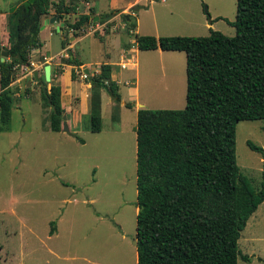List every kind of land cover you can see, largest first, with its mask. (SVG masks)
I'll return each instance as SVG.
<instances>
[{
    "label": "rangeland",
    "instance_id": "rangeland-1",
    "mask_svg": "<svg viewBox=\"0 0 264 264\" xmlns=\"http://www.w3.org/2000/svg\"><path fill=\"white\" fill-rule=\"evenodd\" d=\"M23 1L0 0V9L11 13ZM64 1L76 5L77 12L93 10L97 14L94 7L89 9V2H95L105 12L101 16L115 14L110 20L93 19L82 28L95 33L112 29L103 42L92 33L74 46L77 57L91 62V75L103 62L120 61V40L137 47L138 34L158 36V32H167L169 23L175 24L171 32H179L174 35L207 36L211 28L229 36L236 34L230 21L236 19L237 0H138L137 14L127 8L120 16H116L119 9L109 7V0ZM114 1L119 5L128 0ZM53 7L42 18V25L54 14ZM9 13L0 16L3 35L9 33ZM84 13L71 12L68 21L73 23ZM126 14L132 16L131 22ZM208 15L214 19L213 26ZM69 31L74 33V29L67 28ZM40 38H50L51 52L61 49L58 28L48 25ZM148 53H141L136 67L113 63L114 79L122 80L119 90L124 99L135 100V86L140 99L130 108L105 91L100 132L92 131L88 108L69 132L51 130L52 108L43 99L41 86L33 73L20 82L28 69L26 65L19 67L12 83L11 128L0 132V264H137V111L182 109L187 94V62L181 68L179 61L165 56L156 65L159 54ZM134 55L128 53L125 61L134 63ZM68 57L60 56L62 62ZM149 58L154 60L151 68ZM168 58L175 62L172 71L163 64ZM81 71V67L76 70L77 82L69 100L73 107L81 101L80 85L93 86ZM92 92L91 87L90 107ZM69 102L65 97L64 104ZM66 109L70 127L71 115ZM263 125L262 119L241 120L236 131L237 163L257 190L262 186L264 153L252 149L249 142L264 148ZM53 227L55 232L51 233ZM239 246L251 260L239 257L238 264H264V202L242 230Z\"/></svg>",
    "mask_w": 264,
    "mask_h": 264
},
{
    "label": "trees",
    "instance_id": "trees-1",
    "mask_svg": "<svg viewBox=\"0 0 264 264\" xmlns=\"http://www.w3.org/2000/svg\"><path fill=\"white\" fill-rule=\"evenodd\" d=\"M51 6L53 15L65 18L63 47L67 28L78 36L96 16L91 10L71 23L68 15L76 12V5L64 0H25L9 13L8 45L3 44L0 25V132L11 128L12 83L19 67L30 64L32 50L43 45L42 18L50 14ZM138 9L136 4L132 10L137 13ZM131 19L126 14L127 22ZM230 23L236 28L234 36L212 28L207 36H136L141 50H177L187 56L186 106L137 112V264L251 260L240 249L239 239L264 202V172L257 190L237 163L236 131L241 120L264 122V0H237L236 19ZM3 51L9 54L2 61ZM66 63L83 64L75 56ZM94 72L90 75L91 129L100 132L98 89L107 86L118 100L121 95L118 82L112 79L111 63L101 64ZM72 76L76 79L75 69ZM41 94L52 108L50 129L61 131L65 114L61 85L53 83L48 94L43 89ZM126 106L134 104L129 101ZM249 145L264 153L263 147Z\"/></svg>",
    "mask_w": 264,
    "mask_h": 264
},
{
    "label": "crops",
    "instance_id": "crops-1",
    "mask_svg": "<svg viewBox=\"0 0 264 264\" xmlns=\"http://www.w3.org/2000/svg\"><path fill=\"white\" fill-rule=\"evenodd\" d=\"M137 1L138 0H128L124 4H119L118 5V4H116V2L114 0H109V7L114 8V9H119L120 11H119V13L116 16H120L121 14H125L124 13L125 9H127V8H132L133 9V7H134V5H136ZM89 3H90L89 9L94 7L95 10H96V13H97L96 15H100L101 16V14L105 13V12L100 11L95 6L96 5L95 2L94 3L89 2ZM76 12H75L74 15H78V14L84 13V12L86 13L88 11L80 12V10L78 9V12L77 13ZM8 13L9 12L7 10L0 9V16L1 17H6ZM134 14H137V13L134 12ZM53 16H55V15H51V16H49V18H51ZM60 19L61 20L58 23L55 22V23L46 24L45 27L40 30V35H41L42 31L47 28L48 25L51 26V29H54V30H55V28L58 27V25H61L62 23H64L63 26H65V22H64L65 18H63V19L60 18ZM210 24L212 26L214 25V23H210ZM174 25L175 24H173V23H169L167 25V27H166L167 30H165L167 32H158L157 35L158 36H165V35L179 34V32H171V31H174V30H172L174 28ZM136 26H137V24H136ZM136 26L134 27V29L136 28ZM1 27H2V21H1ZM61 28H60L59 31L62 33V41H63V39L66 38V35L64 34V32L62 31ZM82 31L84 33H81L78 36L69 31L68 35H67L68 38H69V42H67L64 47L61 44V49L56 51V52H51L52 51V47L50 45V43H51L50 38H49V40H42V38H41V41L43 42V45L41 47L34 48L32 50L31 55H30V64L26 65L28 70L19 79V81H20V80H22L24 78H28L31 73H33V75L35 73H38V75L41 76V75L44 74L45 65L47 63H51V65H52V81L53 82L49 83L47 85V87L50 90V87H51V85L53 83L61 85L63 107L67 108L66 111L71 115V120L69 121V123H70V127L69 128H71V129H72V127H74L77 124L78 118L81 115L86 114L87 108H88V114L90 115L91 107H90V104H89V100H90V94H91L92 85L89 86V88L86 87L85 83H83V85H85V86H83L82 84L80 85V87H81V94H80L81 95V101H80L78 107H73L70 104L69 100L71 99V97L73 95V84H74V82H77V80L73 79L72 73H73V69L77 70L79 67L74 66V65L69 64V63H66V62H62L61 61L62 58H60V56H63V57H68V56L74 57L75 56V57H77V55L75 54L76 50H74V46H75L76 43H78L80 40H82L85 36H87V34L94 33L97 36H99L100 40L102 41V40H105L104 36H107L108 33H109V35H111V33L114 32L112 29L110 31H106L105 30V31H102V32H99V33H95V32H93V30L91 31V30H86V29H83ZM51 35H52V32H50V36ZM1 37H2L3 44L4 45H8L9 44V33L6 32L5 35H3L2 31H1ZM118 49H119V59H120V61L112 62V65H113L112 66V79L117 81L118 84H120L122 80L114 79V74H113L114 64L119 66L120 64L125 62V58H126L128 53L135 54L134 55L135 56V62L131 64V65H133L135 67L138 66L139 61L141 62V53H143V52H149L148 54H150V53H158L159 55H158V58H157L158 60L156 61V65L160 61V59H162V57L167 56V57H171V58H174L177 61H179V65H180L181 68L182 67H186L187 56H186V53L184 51L162 50L160 48L153 49V50H141V49H139L138 45H137V47H135L134 45H131L129 47L128 43L123 42L121 40H120ZM106 54L109 55V53H106ZM77 58L83 63L80 66L81 68H84L85 66H89L90 63H91V62L83 61L80 57H77ZM50 59H53L54 61L50 60ZM147 62H149V68L154 66V60L153 59L149 58L147 60ZM165 62L166 63H163V64H165V67H168L169 70L172 71L174 69V67H175L174 60L168 58V60H166ZM103 63H107V62H103ZM170 67H171V69H170ZM99 69H100V67H98V68L95 67L92 72L99 71ZM34 78H35V76H34ZM35 82H36L37 85H39L38 80L36 78H35ZM22 85L24 86V81L22 82ZM92 90H93V88H92ZM105 91H107L105 88H99V93H100V96H101V109H102V105H103V99H104L103 95H104ZM119 92H120V90H119ZM133 92L135 93V95L133 96V98H135V100L133 102L137 103V101L140 99L139 87L138 86L133 87ZM120 95H121V103L126 105V103L129 102V101L124 99V97H123L121 92H120ZM65 97H67V101L69 102L68 106H66L64 104ZM88 98H89V100H88ZM110 102H111V100H110ZM83 106L85 108L84 110L82 109ZM137 261H138V257H137Z\"/></svg>",
    "mask_w": 264,
    "mask_h": 264
},
{
    "label": "water",
    "instance_id": "water-1",
    "mask_svg": "<svg viewBox=\"0 0 264 264\" xmlns=\"http://www.w3.org/2000/svg\"><path fill=\"white\" fill-rule=\"evenodd\" d=\"M115 14H111V15H108V16H100V15H96L94 17V21H101V20H110ZM60 17H57V16H53L47 20H45V23L41 26V29L45 27L46 23H55V22H60ZM64 25V23H62L61 25H58V30H60V28ZM3 56H2V61L5 60V57L8 56V52L7 51H3L2 52ZM84 71L87 72V73H91V70L88 66H85L84 68ZM35 78L38 80V83L40 86H42V89L44 91L45 94H48L49 92V89L48 87L46 86V83L47 82H50L52 80V65L51 63H47L45 65V68H44V74L39 76L38 73H35L34 74ZM109 93V88L107 86L104 87ZM49 103H50V99H48ZM63 129L67 132L70 131V128H69V125H68V122H67V115L64 114L63 115Z\"/></svg>",
    "mask_w": 264,
    "mask_h": 264
},
{
    "label": "built area",
    "instance_id": "built-area-1",
    "mask_svg": "<svg viewBox=\"0 0 264 264\" xmlns=\"http://www.w3.org/2000/svg\"><path fill=\"white\" fill-rule=\"evenodd\" d=\"M133 62H127V61H125V62H123L122 64H120L121 65V67L122 68H126V67H128V65H131ZM82 77L84 78V79H89L90 78V75H91V73H87V72H85L84 71V69L82 68Z\"/></svg>",
    "mask_w": 264,
    "mask_h": 264
},
{
    "label": "clouds",
    "instance_id": "clouds-1",
    "mask_svg": "<svg viewBox=\"0 0 264 264\" xmlns=\"http://www.w3.org/2000/svg\"><path fill=\"white\" fill-rule=\"evenodd\" d=\"M90 79V78H89Z\"/></svg>",
    "mask_w": 264,
    "mask_h": 264
}]
</instances>
